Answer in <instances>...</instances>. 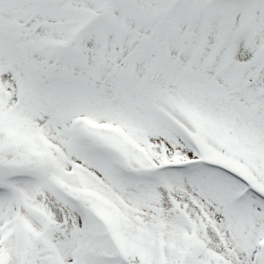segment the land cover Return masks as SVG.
<instances>
[{
	"label": "snow or ice",
	"instance_id": "snow-or-ice-1",
	"mask_svg": "<svg viewBox=\"0 0 264 264\" xmlns=\"http://www.w3.org/2000/svg\"><path fill=\"white\" fill-rule=\"evenodd\" d=\"M0 264H264V0H0Z\"/></svg>",
	"mask_w": 264,
	"mask_h": 264
}]
</instances>
